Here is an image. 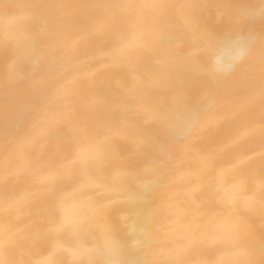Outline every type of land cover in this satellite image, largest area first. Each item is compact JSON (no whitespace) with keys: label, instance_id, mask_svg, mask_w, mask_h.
Listing matches in <instances>:
<instances>
[{"label":"bare ground","instance_id":"bare-ground-1","mask_svg":"<svg viewBox=\"0 0 264 264\" xmlns=\"http://www.w3.org/2000/svg\"><path fill=\"white\" fill-rule=\"evenodd\" d=\"M0 264H264V0H0Z\"/></svg>","mask_w":264,"mask_h":264}]
</instances>
